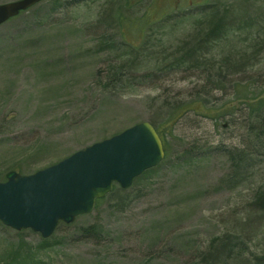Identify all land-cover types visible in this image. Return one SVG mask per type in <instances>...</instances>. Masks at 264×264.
Segmentation results:
<instances>
[{"label":"rangeland","instance_id":"obj_1","mask_svg":"<svg viewBox=\"0 0 264 264\" xmlns=\"http://www.w3.org/2000/svg\"><path fill=\"white\" fill-rule=\"evenodd\" d=\"M262 94L264 0H44L0 25V181L141 122L167 143L47 240L0 224V264H264V154L232 158Z\"/></svg>","mask_w":264,"mask_h":264},{"label":"water","instance_id":"obj_2","mask_svg":"<svg viewBox=\"0 0 264 264\" xmlns=\"http://www.w3.org/2000/svg\"><path fill=\"white\" fill-rule=\"evenodd\" d=\"M44 0L0 5V25ZM164 158L162 142L149 122L135 124L63 160L28 175L10 171L0 181V223L49 238L58 224L92 212L113 184L128 189Z\"/></svg>","mask_w":264,"mask_h":264},{"label":"trees","instance_id":"obj_3","mask_svg":"<svg viewBox=\"0 0 264 264\" xmlns=\"http://www.w3.org/2000/svg\"><path fill=\"white\" fill-rule=\"evenodd\" d=\"M215 18H217V17H215ZM219 21L220 22H217L216 26H213L209 30L210 35L208 36V34H207V36L212 38V40H210V39L207 40L205 42V44L206 43L208 44L211 41H215V37H217L219 35L218 32L226 29V26L222 27V25H221V24H224V21L223 20H219ZM194 51L195 50H192L190 52V54H188V55L191 56ZM242 105H244L243 109H245L247 111V115H246L247 120L255 121V123H258L259 128H257L258 129L257 132H253L254 128L251 131V134H250L251 149H250V151L248 153L239 152L238 154H236V156L232 157L234 161L237 160V162H238L236 164L237 166H234L235 169H233V170H236V168L239 167V165L241 166V163L254 162L264 154L263 153L264 152V94H262L259 97H254V98L247 96L243 99ZM172 111L173 112L169 113L167 118L165 119V121L169 124L175 123L178 120L177 116L180 115V114H178L179 112L181 113V115H180V117H181L183 115V113L185 111H188V110L187 109L186 110L185 109H183V110L182 109H179V110L173 109ZM189 111H190V109H189ZM156 131H157V134L159 135V137L162 141L163 148H164V151L166 153V146H167L166 138L158 129H156ZM239 176L240 175L237 172V174L235 176L234 175L231 176L230 181L232 183H235L236 185L239 184L241 182ZM99 201L100 200L96 201V204ZM257 203L259 204V209L264 211V192L258 194ZM225 247H230V243L228 245L226 244Z\"/></svg>","mask_w":264,"mask_h":264}]
</instances>
